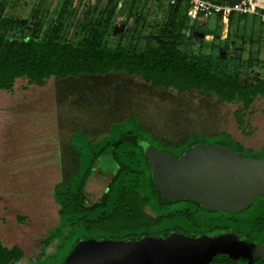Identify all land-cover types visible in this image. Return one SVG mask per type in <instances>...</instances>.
Segmentation results:
<instances>
[{
	"label": "trees",
	"instance_id": "obj_1",
	"mask_svg": "<svg viewBox=\"0 0 264 264\" xmlns=\"http://www.w3.org/2000/svg\"><path fill=\"white\" fill-rule=\"evenodd\" d=\"M119 3L120 0H107L105 10L100 12L98 7L80 10L75 0H64L56 18L45 24L35 21L29 33L20 20L0 18V91L12 92L19 80L45 87L51 79L124 74L141 78L155 90L179 95L196 92L224 104L240 105L235 120L244 130L255 101L264 100V78L252 82L250 78L244 80V75L257 69L264 73V60L254 57L251 51L247 60L222 57L214 53L219 49L216 37L211 44L202 40L200 51L194 54L188 47L203 30L199 22L188 17L185 1L176 6L168 4V18L159 29L156 43L139 35L138 31L144 29L141 16L135 21L130 38L121 35L114 42L111 39ZM223 47L229 48L227 41ZM205 49L211 53L206 54ZM215 139L210 145L250 158H264V146L258 157H253L246 153L256 151L246 150L227 133ZM205 140V135L193 134L173 148L144 131L136 117L113 125L97 143L83 132L76 133L72 145L79 158L78 170L54 191L59 206L58 226L46 235L39 257L29 264H63L74 247L88 239L136 241L145 237L165 238L172 233L213 238L234 233L241 240L264 245L262 198H254L249 209L240 213H213L193 202H171L160 194L153 179L148 147L180 157L197 144H209ZM170 148L178 153H171ZM104 156L110 159L112 179L99 201L90 203L87 185ZM55 244L56 252L48 255L47 250ZM24 258L20 247L8 248L0 240V264H21ZM212 264L248 261L219 256ZM254 264H264V259Z\"/></svg>",
	"mask_w": 264,
	"mask_h": 264
},
{
	"label": "rangeland",
	"instance_id": "obj_2",
	"mask_svg": "<svg viewBox=\"0 0 264 264\" xmlns=\"http://www.w3.org/2000/svg\"><path fill=\"white\" fill-rule=\"evenodd\" d=\"M63 3L64 0H0V18L20 20L29 33L35 21L45 24L56 18ZM75 5L80 10L98 7L101 12L107 0H75ZM169 10L168 0H120L111 40L121 35L130 38L141 16L144 29L138 31L139 35L156 43ZM199 26L203 31L198 37H216L219 49L214 53L237 61L247 60L251 51L254 57L264 60V26L257 18H218L199 22ZM226 41L228 49L223 47ZM198 45L191 46L194 54ZM204 52L211 53L210 49ZM245 78L254 82L264 78V73L257 69L246 72ZM240 109V105L224 104L210 95L155 90L139 79L123 75L51 79L42 88L29 85L27 80L17 81L13 92L0 91V240L8 248L17 246L24 251L21 264L39 257L42 241L59 223L53 191L72 175L62 170L68 156L63 152H67L72 133L88 126L92 133L104 136L113 124L125 123L133 116L144 131L173 148L193 134L205 135V141L211 144L216 142L215 137L227 133L246 150L256 151L246 154L258 157L264 146V100L255 101L244 130L235 120ZM110 166L108 156L97 164L86 189L90 203L98 202L106 192L112 179ZM55 252L56 244L47 250L48 255Z\"/></svg>",
	"mask_w": 264,
	"mask_h": 264
},
{
	"label": "water",
	"instance_id": "obj_3",
	"mask_svg": "<svg viewBox=\"0 0 264 264\" xmlns=\"http://www.w3.org/2000/svg\"><path fill=\"white\" fill-rule=\"evenodd\" d=\"M237 4L240 0H212ZM160 194L171 202H193L204 210L240 213L254 198L264 199V158L243 156L219 145L197 144L180 157L151 146L147 150ZM219 256L254 264L264 245L228 233L194 238L180 234L136 241H80L63 264H212Z\"/></svg>",
	"mask_w": 264,
	"mask_h": 264
},
{
	"label": "built area",
	"instance_id": "obj_4",
	"mask_svg": "<svg viewBox=\"0 0 264 264\" xmlns=\"http://www.w3.org/2000/svg\"><path fill=\"white\" fill-rule=\"evenodd\" d=\"M180 1L188 5V17L193 22H206L210 19H228L233 15L252 16L264 26V3L259 0H240L237 4H223L211 0H168L170 6H176ZM206 41L212 40L206 36Z\"/></svg>",
	"mask_w": 264,
	"mask_h": 264
},
{
	"label": "crops",
	"instance_id": "obj_5",
	"mask_svg": "<svg viewBox=\"0 0 264 264\" xmlns=\"http://www.w3.org/2000/svg\"><path fill=\"white\" fill-rule=\"evenodd\" d=\"M260 3H264V0H261L260 1ZM236 17H238V20H240L241 18L238 16V15H236L235 17H233V19H236ZM210 20H212V19H210ZM215 20V19H214ZM209 21V20H208ZM115 31H116V28H115ZM206 36H209V37H211V39L212 40H210V41H206V39H205V37ZM204 37V40L206 41V42H213L214 41V36H210V35H205V36H203ZM203 37H198V36H196V39L193 41V44L194 43H197V44H200L201 43V39L203 38ZM116 39H118V38H113V41H116ZM193 44H191L189 47H188V49L190 50L191 48H193V47H191V46H193ZM197 49H198V52L200 51V45H198V47H197ZM191 51V50H190ZM197 52V53H198ZM194 53V52H193ZM111 75H123V76H127V77H129V78H136V79H139V80H141L142 81V83L144 84V85H147L141 78H138V77H130V76H128V75H124V74H110V75H108V76H111ZM108 76H105V77H108ZM84 77H87V76H84ZM105 77H97V78H105ZM87 78H95V77H87ZM148 86H150V85H148ZM14 88H15V86H14ZM40 88H42V87H40ZM14 90V89H13ZM4 92V91H3ZM13 92V91H12ZM8 93H11V92H8ZM133 117V116H132ZM129 118H131V117H129ZM128 118V119H129ZM126 120V119H125ZM139 121V120H138ZM122 122H124V121H121L120 123H116V124H121ZM140 123V122H139ZM116 124H113V125H116ZM87 128H90V127H88L87 126ZM87 128H85V127H83V129L81 130V131H76V132H74V133H72V135L69 137V139H68V142H69V147L66 149V151L67 152H63V153H65L66 155L68 154V156H65L66 158L64 159V161H63V164H62V170L63 171H65V172H68L67 174H69V172H72V175L71 176H69L68 177V180L67 181H64V182H61V183H59L58 185H56V187H55V189L60 185V184H62V183H66V182H68L74 175H75V173L77 172V170H78V167H79V158H78V156H77V152H76V150L74 149V147H73V145H72V138H73V136L76 134V133H79V132H83V133H85L86 135H87V137H88V139L91 141V142H93V143H97V142H99V141H101L102 139H104L107 135H108V133H109V131H110V129L108 130V133H106V135H104V136H101V135H98V134H96V133H92L91 132V130H89V129H87ZM97 130H99V128L97 129ZM156 136V135H155ZM157 137V136H156ZM158 138V137H157ZM159 139V138H158ZM161 140V139H160ZM162 141V140H161ZM181 145V144H180ZM179 145V146H180ZM178 146V147H179ZM59 163H57L56 165H57V167L58 168H60L59 167V165H58ZM55 189H54V191H55ZM54 191H53V197H54ZM55 200V199H54ZM56 203V202H55Z\"/></svg>",
	"mask_w": 264,
	"mask_h": 264
},
{
	"label": "bare ground",
	"instance_id": "obj_6",
	"mask_svg": "<svg viewBox=\"0 0 264 264\" xmlns=\"http://www.w3.org/2000/svg\"><path fill=\"white\" fill-rule=\"evenodd\" d=\"M261 0H259V3H260Z\"/></svg>",
	"mask_w": 264,
	"mask_h": 264
}]
</instances>
